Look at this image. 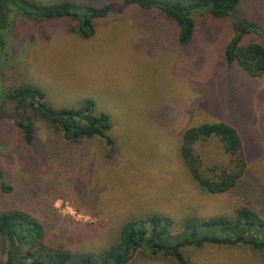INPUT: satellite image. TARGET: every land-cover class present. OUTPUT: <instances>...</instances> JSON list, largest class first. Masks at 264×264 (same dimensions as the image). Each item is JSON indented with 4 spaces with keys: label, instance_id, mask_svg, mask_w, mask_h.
Returning <instances> with one entry per match:
<instances>
[{
    "label": "rangeland",
    "instance_id": "374dc122",
    "mask_svg": "<svg viewBox=\"0 0 264 264\" xmlns=\"http://www.w3.org/2000/svg\"><path fill=\"white\" fill-rule=\"evenodd\" d=\"M67 1L115 6L93 22L87 39L68 32L65 21L19 19L10 38L0 33V168L12 187L10 193L0 189V209L28 211L52 239L70 236L73 247L89 252L114 243L126 222L151 215L177 222L231 216L246 205L264 217V75L252 78L223 59L243 23L254 28L238 46H264V0H241L224 20L191 14L195 33L187 46L156 9L122 0ZM26 86L41 90L55 110L90 102L92 115L109 119L113 145L98 138L68 143L41 120L33 144L25 146L5 93ZM213 123L236 130L247 163L239 184L216 195L190 177L179 153L187 129ZM196 151L204 168H233L215 137ZM183 254L189 264H264L245 246L186 247ZM132 260L176 264L140 253Z\"/></svg>",
    "mask_w": 264,
    "mask_h": 264
},
{
    "label": "trees",
    "instance_id": "16d2710c",
    "mask_svg": "<svg viewBox=\"0 0 264 264\" xmlns=\"http://www.w3.org/2000/svg\"><path fill=\"white\" fill-rule=\"evenodd\" d=\"M241 0H122L141 10L156 9L161 16L178 28V42L187 46L195 33L191 14H205L214 19H226ZM114 3L95 7L89 2L60 1L40 5L32 0H0V33L10 38L12 25L19 19L35 24L65 21L67 30L84 39L94 34L93 22L114 9ZM251 23L240 24L239 36L233 38L224 52L227 66L237 64L252 78L264 75V46H238V41ZM5 45V44H4ZM13 122L25 146H31L38 132L37 123L47 122L61 138L71 144L98 138L107 147L113 141L107 136L111 128L104 115H92V104L79 109H52L45 94L34 87L10 89L5 93ZM211 137L219 140L224 153L231 157L233 168L203 167L196 145ZM112 153V152H111ZM180 157L190 177L205 192L216 195L233 190L241 181L247 167L241 139L235 129L224 123L202 124L182 134ZM112 156V154L110 155ZM0 168V189L10 193L12 187L4 184ZM176 227L178 231L172 232ZM202 228L206 231L203 232ZM46 224L32 213L21 209H0V264H130L132 256L140 253L145 259L166 258L176 264H189L184 257L186 247L203 248L206 245L245 246L264 258V217L254 209L241 206L234 215L210 218H185L177 221L163 215L126 222L117 240L109 247L89 252L71 245L70 236L54 240Z\"/></svg>",
    "mask_w": 264,
    "mask_h": 264
}]
</instances>
